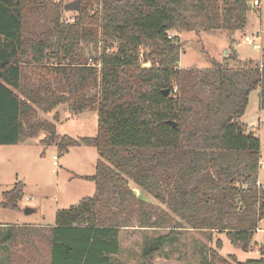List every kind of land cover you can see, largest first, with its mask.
Returning a JSON list of instances; mask_svg holds the SVG:
<instances>
[{"label": "trees", "instance_id": "trees-1", "mask_svg": "<svg viewBox=\"0 0 264 264\" xmlns=\"http://www.w3.org/2000/svg\"><path fill=\"white\" fill-rule=\"evenodd\" d=\"M77 1L70 22L61 0H0V147L44 133L41 142L60 153L84 145L99 157L94 174L79 177L94 183L91 197L59 211L52 227L0 230L2 252L22 242L19 260L10 253L16 264H114L119 229L131 218L170 231L181 221L249 251L264 222V187L260 138L242 119L255 91L264 112V57L234 68L177 65L181 34L242 32L251 0ZM92 47L94 65L84 53ZM61 105L96 112V135L75 140L39 118ZM24 186L3 193L0 209L18 210ZM167 238L175 237L148 240L143 256ZM260 255L238 264H264V248ZM206 264L228 263L210 251Z\"/></svg>", "mask_w": 264, "mask_h": 264}, {"label": "rangeland", "instance_id": "rangeland-1", "mask_svg": "<svg viewBox=\"0 0 264 264\" xmlns=\"http://www.w3.org/2000/svg\"><path fill=\"white\" fill-rule=\"evenodd\" d=\"M74 1L77 0H61V3L66 7ZM73 14L72 11L66 10L63 12V19H72ZM246 19V26L242 32L231 34L227 31H219L198 35L194 33L181 34L179 40L183 45L184 52L180 56L177 67L179 69L205 70L211 68L212 62L232 68L236 67L239 61L261 62L264 57V0H261L259 9L253 7L251 0ZM256 32L261 34V50H253L244 41L245 35ZM84 53L90 65H94L93 61L99 58L93 47L86 48ZM257 94L258 91L251 93L242 122L258 124L257 116H260L262 120L261 127L256 126L257 128H254L260 138L262 158L258 182L259 186L263 188L264 112L260 111L261 114H259V108L257 112ZM56 111L61 120L59 123H55L59 135H68L75 140L80 137L96 135L97 113L85 111L75 115L69 111L66 105L57 107ZM53 115L54 113H38L40 119L52 123L54 122ZM44 137L45 134L40 133L37 138L24 144L0 147V202L3 193L9 191L16 182H23L25 185L24 195L18 203V210L0 209V230H5L9 226H51L59 211L76 206L81 199L91 197L95 192L93 182L79 179V177L94 174L95 163L98 159L96 150L80 145L69 148L65 153H60L55 145H44L41 142ZM54 162L57 164L54 165ZM148 201L155 207L168 211L165 205L151 197H148ZM27 210L30 213H26ZM174 219L178 221L175 216ZM179 222L180 227L170 231L167 227L159 229L140 228L138 220L131 218L124 224L127 227H120L119 229L120 251L118 255L112 257V262L114 264H206L210 251H214L228 264H238L247 259H259L261 257L260 248H264L263 221L259 223L252 246L247 252L233 247L224 234L213 233L211 240L207 233L190 229L184 222ZM119 223L123 224L121 218ZM165 235L175 238L173 241H169L167 238L162 249L152 256H143L148 240ZM217 241L221 243L220 248L216 246ZM8 245V250L3 252L2 246H0V264H16L15 261L11 260H19L22 257L20 253L23 247L22 242L15 243L13 248L10 244ZM15 251L18 253L14 254L15 256L11 257L10 260V253ZM32 251V247L27 246L24 256L32 258L34 256ZM45 253L46 248L43 246L44 258ZM39 259L42 261V257Z\"/></svg>", "mask_w": 264, "mask_h": 264}, {"label": "built area", "instance_id": "built-area-1", "mask_svg": "<svg viewBox=\"0 0 264 264\" xmlns=\"http://www.w3.org/2000/svg\"><path fill=\"white\" fill-rule=\"evenodd\" d=\"M54 1H57V0H54ZM252 5H253V7L259 9L261 7V0H252ZM67 21L72 22L73 20L68 19ZM260 40H261V34L259 32L248 34V35L244 36V41L246 42V44L251 46L253 50H261ZM56 164L57 163L54 162V165H56ZM257 185L258 186L260 185L259 182L257 183Z\"/></svg>", "mask_w": 264, "mask_h": 264}, {"label": "crops", "instance_id": "crops-1", "mask_svg": "<svg viewBox=\"0 0 264 264\" xmlns=\"http://www.w3.org/2000/svg\"><path fill=\"white\" fill-rule=\"evenodd\" d=\"M180 36H181V35H180ZM180 36H179V37H180ZM250 96H251V94H250ZM250 96H249V101H250ZM257 96H258V99H257L256 107H257V112H258V108H259V93L257 94ZM248 105H249V103H248ZM246 111H247V109H246ZM92 112H93V111H92ZM261 112H262V111H261ZM52 113H54V115H55V113H57V114L59 115V113H58L57 111H56V112L54 111V112H52ZM95 113H96V112H95ZM245 114H246V112H245ZM245 114H244V117H245ZM259 114H261V113H260V108H259ZM54 115H53V121H54L53 123H54V124H55V123H59L61 120L59 119L58 121H55V120H54ZM59 117H60V116H59ZM244 117H243V118H244ZM242 120H243V119H242ZM257 120H258L257 123L259 122V123H258L259 125H258V124H254L253 122L250 123V124H248V123L246 122V123H244V124L246 125V127H247L248 130H252V131H254V132L258 135V133L255 131V128H254V127H256V126L259 127V128L261 127L260 124L262 123V120H261L260 116H257ZM55 126H56V125H55ZM257 127H256V128H257ZM56 132H57V126H56ZM57 134H58V133H57ZM67 136H68V135H67ZM69 137H70V136H69ZM80 138H83V137H80ZM80 138H79V139H80ZM73 139H74V138H73ZM77 139H78V138H77ZM23 144H24V143H23ZM15 146H16V145H15ZM3 147H5V146H3ZM97 156H98V155H97ZM98 159H99V157H98ZM98 159L96 160V162L98 161ZM95 164H96V163H95ZM259 171H260V170H259ZM53 225H54V223H53L51 226H40V227H52ZM257 231H258V229H257Z\"/></svg>", "mask_w": 264, "mask_h": 264}, {"label": "water", "instance_id": "water-1", "mask_svg": "<svg viewBox=\"0 0 264 264\" xmlns=\"http://www.w3.org/2000/svg\"><path fill=\"white\" fill-rule=\"evenodd\" d=\"M79 7H80V5H79V1H74L73 3H70V4H68L66 7H65V9L67 10V11H78L79 10ZM167 92V91H166ZM174 125V124H173ZM77 206V205H76ZM26 213H30V211L29 210H27L26 211Z\"/></svg>", "mask_w": 264, "mask_h": 264}]
</instances>
